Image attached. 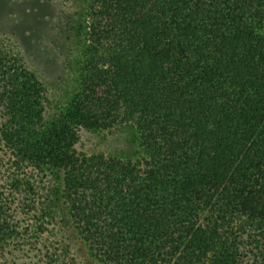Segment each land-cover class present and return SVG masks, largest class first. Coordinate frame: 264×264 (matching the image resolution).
Returning <instances> with one entry per match:
<instances>
[{
    "label": "trees",
    "instance_id": "obj_1",
    "mask_svg": "<svg viewBox=\"0 0 264 264\" xmlns=\"http://www.w3.org/2000/svg\"><path fill=\"white\" fill-rule=\"evenodd\" d=\"M79 1L0 27V264H264V0Z\"/></svg>",
    "mask_w": 264,
    "mask_h": 264
},
{
    "label": "rangeland",
    "instance_id": "obj_2",
    "mask_svg": "<svg viewBox=\"0 0 264 264\" xmlns=\"http://www.w3.org/2000/svg\"><path fill=\"white\" fill-rule=\"evenodd\" d=\"M57 0H0V27H5L6 35L15 33L23 38L33 60L53 66L56 47L65 44V34L59 35L55 27L54 17H50L56 8ZM48 5V8H47ZM84 0L72 6L70 11L78 16L83 13ZM52 58V59H51ZM134 132L128 125H118L108 132L98 135L82 133L78 148L85 152H108L116 146L124 148L135 143ZM72 244L77 247L75 238L68 231Z\"/></svg>",
    "mask_w": 264,
    "mask_h": 264
}]
</instances>
